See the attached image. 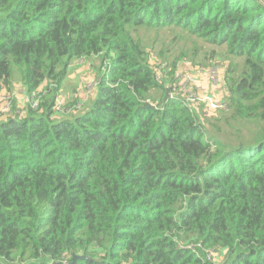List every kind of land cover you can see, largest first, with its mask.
<instances>
[{"label":"trees","instance_id":"1","mask_svg":"<svg viewBox=\"0 0 264 264\" xmlns=\"http://www.w3.org/2000/svg\"><path fill=\"white\" fill-rule=\"evenodd\" d=\"M166 29L212 47L158 50ZM94 57L95 97L59 114ZM220 57L221 107L165 98ZM13 67L53 86L0 118V264H264V0H0L1 88Z\"/></svg>","mask_w":264,"mask_h":264},{"label":"rangeland","instance_id":"2","mask_svg":"<svg viewBox=\"0 0 264 264\" xmlns=\"http://www.w3.org/2000/svg\"><path fill=\"white\" fill-rule=\"evenodd\" d=\"M132 33L135 35L134 31ZM140 34L143 35L145 32L141 30ZM157 36L160 39L158 43V50L162 48L169 49L171 51H178L182 49L185 42L187 43L188 49L184 51H187V54L191 53L195 44H198V46L201 47L198 51L199 54L201 53L200 51H207L212 47V45L205 43L201 39H188L187 35L184 32H179V30H162ZM174 37L175 39H173ZM216 48L220 49L218 47ZM97 62L98 58L94 57L90 60H73L69 64L65 78L62 80L61 85H59V88L56 91L55 111H58V113L62 115L69 114L71 110L73 112L76 111V114H81L85 111V106L89 105L90 100L95 97V86L93 87L95 71L93 66L97 65ZM227 63V59H222V57H220L216 59V64L211 63L210 65L213 66L209 68H202L200 65H197L199 66L197 68V72L193 70H185L184 72L181 70L176 72L174 76L170 78L167 89L175 81H178L177 86L190 89L193 96H195L193 101L199 107L198 113L205 115V113H208V109L205 108L206 106L204 101L198 99L199 97L214 98L221 104H223L226 99L224 84L220 74L223 73V69ZM236 64L237 68H240L242 65V59L238 58L236 60ZM186 65L191 67L190 64ZM52 83H49L48 87L51 88L53 86ZM48 87L47 82L45 81L38 89V93H29L26 91V87L20 80L17 69L13 67L9 89L0 87V118L8 115L12 116L19 114V111H24L25 113L27 108L24 110L20 108H24L28 104L32 109H36L39 106L42 107V103L49 96V92H47ZM54 117L60 119L64 116H60L56 113L54 114ZM207 128L216 135L228 140L230 143H233L235 140V138L229 136L228 134H223L222 131H216L209 125H207Z\"/></svg>","mask_w":264,"mask_h":264},{"label":"built area","instance_id":"3","mask_svg":"<svg viewBox=\"0 0 264 264\" xmlns=\"http://www.w3.org/2000/svg\"><path fill=\"white\" fill-rule=\"evenodd\" d=\"M177 82L178 81H175L172 85L169 86V95H178L185 101V103L191 105L194 109H198L199 107L193 101L195 96H193L192 91H190V89H186V87L177 86ZM198 99L204 101L205 106L209 109L221 107V103L217 102L214 98L199 97Z\"/></svg>","mask_w":264,"mask_h":264},{"label":"water","instance_id":"4","mask_svg":"<svg viewBox=\"0 0 264 264\" xmlns=\"http://www.w3.org/2000/svg\"><path fill=\"white\" fill-rule=\"evenodd\" d=\"M168 95V89L165 93V98L167 97ZM86 256L84 255H76V254H73L71 256V260H70V264H75V261L78 259V258H85ZM51 264H62L61 262H52Z\"/></svg>","mask_w":264,"mask_h":264}]
</instances>
